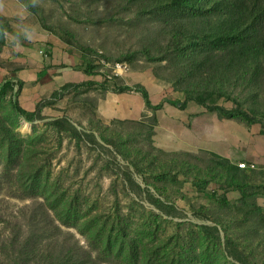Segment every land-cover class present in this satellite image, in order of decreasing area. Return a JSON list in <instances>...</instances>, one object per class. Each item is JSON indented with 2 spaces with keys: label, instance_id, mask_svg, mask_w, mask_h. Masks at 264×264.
<instances>
[{
  "label": "rangeland",
  "instance_id": "obj_1",
  "mask_svg": "<svg viewBox=\"0 0 264 264\" xmlns=\"http://www.w3.org/2000/svg\"><path fill=\"white\" fill-rule=\"evenodd\" d=\"M9 3L22 24L98 61L94 74L104 81L59 87L40 100L33 121L15 110L13 83L0 82V197L24 211L32 204L37 216L44 202L104 263L264 264V69L250 68L246 57L230 66L210 50L203 65L162 52L180 30L169 21L175 14L132 0ZM15 16H0V40ZM139 86L161 106H137ZM202 87L228 90L261 121L167 100ZM107 92L116 104L109 116ZM206 101L233 105L217 93Z\"/></svg>",
  "mask_w": 264,
  "mask_h": 264
},
{
  "label": "trees",
  "instance_id": "obj_2",
  "mask_svg": "<svg viewBox=\"0 0 264 264\" xmlns=\"http://www.w3.org/2000/svg\"><path fill=\"white\" fill-rule=\"evenodd\" d=\"M132 1L151 13L159 12L164 16L175 14V18L169 21L171 25L178 24L180 30L175 32L172 40L165 43L162 52L189 55L192 61L201 59L198 64L203 65L210 50L218 56H225V64L231 63L230 66L237 64L238 58L243 60L246 57L245 62L249 63L250 68L264 69V0ZM192 61H189V64ZM97 65L98 61L92 62L82 57L77 68L84 73L94 74ZM252 76L249 75L245 81L249 82ZM86 82L89 81L69 82L61 87L70 83ZM138 88L147 106L153 109L161 106L162 102L150 105L147 90L142 86ZM56 92L57 89L52 94ZM184 93L183 99L177 97L167 100L180 109L185 108L187 103L193 100L205 110L215 112L220 117H237L249 123L261 121L228 90L202 87L185 89ZM216 93L230 100L233 105L225 107L206 101V96ZM39 105L40 102L35 109L28 110L17 101L13 103L15 110L28 121H33ZM53 122L60 125L58 118ZM239 166L250 169L254 164L251 163L249 167L246 163H240ZM234 169L245 170L236 166ZM38 203L41 215L37 216L32 204L24 202L23 205L27 207V211H24L18 208L17 203L0 197V264H108L100 261L91 250L77 243L69 230L61 229L45 208L44 202ZM229 242L233 245L231 240ZM52 252H56L60 260L54 259Z\"/></svg>",
  "mask_w": 264,
  "mask_h": 264
},
{
  "label": "crops",
  "instance_id": "obj_3",
  "mask_svg": "<svg viewBox=\"0 0 264 264\" xmlns=\"http://www.w3.org/2000/svg\"><path fill=\"white\" fill-rule=\"evenodd\" d=\"M10 8L9 0H0V16L16 15L13 22L10 21L13 31L4 30L6 39L0 40V82L13 83L22 107L33 110L41 99L49 97L65 83L104 81L98 74L78 69L81 57L65 42L52 33L22 24L23 16ZM143 101L141 96L135 95L137 106H144ZM115 105L113 96L107 92L102 111L109 116Z\"/></svg>",
  "mask_w": 264,
  "mask_h": 264
},
{
  "label": "built area",
  "instance_id": "obj_4",
  "mask_svg": "<svg viewBox=\"0 0 264 264\" xmlns=\"http://www.w3.org/2000/svg\"><path fill=\"white\" fill-rule=\"evenodd\" d=\"M126 68H127V65L125 63L120 62V63L115 64V69L118 73H122L124 70L126 71ZM240 163H245V162H239L238 164Z\"/></svg>",
  "mask_w": 264,
  "mask_h": 264
}]
</instances>
